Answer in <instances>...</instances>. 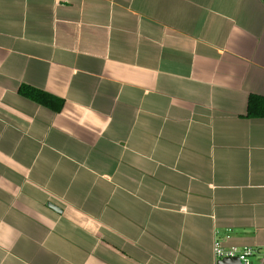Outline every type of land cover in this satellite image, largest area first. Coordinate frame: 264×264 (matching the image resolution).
I'll return each instance as SVG.
<instances>
[{"label":"crops","instance_id":"1","mask_svg":"<svg viewBox=\"0 0 264 264\" xmlns=\"http://www.w3.org/2000/svg\"><path fill=\"white\" fill-rule=\"evenodd\" d=\"M251 96L263 0H0V264H264Z\"/></svg>","mask_w":264,"mask_h":264},{"label":"trees","instance_id":"2","mask_svg":"<svg viewBox=\"0 0 264 264\" xmlns=\"http://www.w3.org/2000/svg\"><path fill=\"white\" fill-rule=\"evenodd\" d=\"M264 2V0H263ZM20 93L27 99L49 108L55 113L61 112L64 106V101L51 96L50 94L31 88L29 86H23L20 89ZM247 117L251 119H262L264 118V97L251 96L248 102Z\"/></svg>","mask_w":264,"mask_h":264},{"label":"built area","instance_id":"3","mask_svg":"<svg viewBox=\"0 0 264 264\" xmlns=\"http://www.w3.org/2000/svg\"><path fill=\"white\" fill-rule=\"evenodd\" d=\"M214 254L217 262L223 259H238L242 264H253L252 257L255 255V250L249 247L239 248V247H223L219 240L214 243ZM263 264V263H262Z\"/></svg>","mask_w":264,"mask_h":264},{"label":"water","instance_id":"4","mask_svg":"<svg viewBox=\"0 0 264 264\" xmlns=\"http://www.w3.org/2000/svg\"><path fill=\"white\" fill-rule=\"evenodd\" d=\"M217 264H242L238 259H223L221 261H219Z\"/></svg>","mask_w":264,"mask_h":264}]
</instances>
